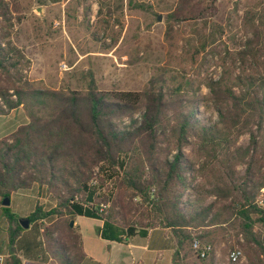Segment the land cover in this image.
Returning <instances> with one entry per match:
<instances>
[{
	"label": "trees",
	"instance_id": "16d2710c",
	"mask_svg": "<svg viewBox=\"0 0 264 264\" xmlns=\"http://www.w3.org/2000/svg\"><path fill=\"white\" fill-rule=\"evenodd\" d=\"M247 7L242 41L226 50L228 64L221 63L219 75L203 81L216 113L211 120L198 115L194 100L180 93L181 84L169 91L153 81L142 90H100L93 83L84 92L36 88L28 77L30 60L14 41L20 17L0 0V114L22 106L28 115L0 138V212L9 248L4 264H23L22 258L80 264L85 257L80 232L69 225L76 215L102 220L98 235L117 242L168 228L175 242L173 264H183L190 229L225 223V212L246 242L264 252L250 218L259 212L264 222L254 202L264 187V0ZM224 31L214 21L204 46ZM244 134L248 142L241 146ZM187 147L198 160L185 153ZM198 175L206 185L195 184ZM35 189L53 203L46 207L37 196L23 228L2 199ZM134 196L152 207L143 214L145 224L126 218ZM199 259L213 264L210 254Z\"/></svg>",
	"mask_w": 264,
	"mask_h": 264
},
{
	"label": "rangeland",
	"instance_id": "374dc122",
	"mask_svg": "<svg viewBox=\"0 0 264 264\" xmlns=\"http://www.w3.org/2000/svg\"><path fill=\"white\" fill-rule=\"evenodd\" d=\"M7 1L20 17L14 41L30 60L28 77L36 88L84 92L93 83L100 90H142L153 81L155 86L169 91L181 84L180 93L194 100L198 115L215 120L203 81L217 77L223 61L228 64V58L224 59L226 50L238 47L243 39V11L259 0H65L57 5L47 0ZM214 21L224 26V34L220 39L208 38L204 46L205 34L208 35ZM27 121V111L22 106L0 114V138ZM247 142L248 135L244 134L237 143L245 146ZM184 151L197 159L188 147ZM238 169L241 172L243 166ZM112 182L109 181V188ZM195 184L206 185L204 175H198ZM115 186L113 194L118 191ZM37 192L20 191L10 196V206L19 218L26 217L37 196L40 202H48L46 207L52 205L49 195ZM127 192L125 201L131 196L130 190ZM130 204L126 218L145 224L148 219L143 214L152 207L135 196ZM260 217L259 212L250 214L252 230L259 235L264 250V222ZM226 218L228 221L220 225L190 229L192 236L203 233L201 240L211 243L213 264H229L228 253L235 245L243 252L235 264H264V252L254 242L247 243L234 217L229 218V213L224 212L222 220ZM5 225L0 212V251L4 253L9 251ZM163 232L154 234L162 238ZM53 235L58 236L56 232ZM187 251L183 264H203L192 247ZM129 252L127 245L120 244L110 249L109 256L125 257L123 264H133L126 258ZM162 255L160 264H171L167 249ZM51 260L29 263L54 264Z\"/></svg>",
	"mask_w": 264,
	"mask_h": 264
},
{
	"label": "crops",
	"instance_id": "0c3cea01",
	"mask_svg": "<svg viewBox=\"0 0 264 264\" xmlns=\"http://www.w3.org/2000/svg\"><path fill=\"white\" fill-rule=\"evenodd\" d=\"M46 2H51V4L57 5L60 2H65V0H47ZM73 220L79 229L81 245L83 252L85 253V257L80 264H123L125 257L118 258L114 254L111 257L109 256L110 249L120 244H125L129 247L130 252L126 258L133 262V264H160L163 259L161 252H164L166 249L168 251V260L173 264L172 255L175 242L174 236L168 228L156 227L149 229L146 236L135 235L128 239L127 242H117L103 239L98 235L97 228L102 226V220L82 215H76ZM155 231H164L162 238L160 234H154ZM165 233L167 234L165 235ZM169 234L172 236V239ZM139 238L146 239V242L138 240ZM169 239L171 240V243L169 242ZM165 240L167 242H165ZM102 243H105V248H103ZM106 247H108V249ZM0 253L8 256L9 251L7 250L5 253L0 251ZM22 260L23 264H32L29 262L33 261L27 258H22Z\"/></svg>",
	"mask_w": 264,
	"mask_h": 264
},
{
	"label": "built area",
	"instance_id": "2783aa9c",
	"mask_svg": "<svg viewBox=\"0 0 264 264\" xmlns=\"http://www.w3.org/2000/svg\"><path fill=\"white\" fill-rule=\"evenodd\" d=\"M255 205L260 210V212L264 214V188L261 189V193L255 199ZM191 247L193 248L198 258L207 257L210 254V252H212L213 250L211 243L202 241L196 235L192 236ZM242 256H243L242 248L239 245H235L232 249H230L228 253L229 261L234 263L238 262ZM6 257L7 256L0 253V264L5 263Z\"/></svg>",
	"mask_w": 264,
	"mask_h": 264
},
{
	"label": "water",
	"instance_id": "95a60500",
	"mask_svg": "<svg viewBox=\"0 0 264 264\" xmlns=\"http://www.w3.org/2000/svg\"><path fill=\"white\" fill-rule=\"evenodd\" d=\"M159 18V17H158ZM3 206H8V205H10V197H8V196H5L3 199H2V203H1ZM19 223L21 224V226L23 227V228H27L28 226H29V221H28V219L27 218H19ZM73 224H74V220L73 219H71L70 221H69V225L70 226H73ZM28 263V262H27Z\"/></svg>",
	"mask_w": 264,
	"mask_h": 264
}]
</instances>
